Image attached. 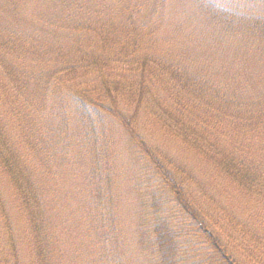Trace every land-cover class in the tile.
Instances as JSON below:
<instances>
[{"label": "trees", "instance_id": "16d2710c", "mask_svg": "<svg viewBox=\"0 0 264 264\" xmlns=\"http://www.w3.org/2000/svg\"><path fill=\"white\" fill-rule=\"evenodd\" d=\"M187 1L183 13L196 5L211 28L218 21L215 28L227 33L243 30L246 45L264 52V0H245L249 14L217 12L216 0ZM76 4L0 0V187L23 223L32 264H131L127 242L134 238L153 264L261 259L264 79L258 86L247 81L251 73L258 77L259 61L253 66L250 58L243 67L248 85L241 91L240 78L209 71L216 66L195 67L193 46L159 35L155 18L169 9L166 0H111L107 12L101 5L80 22L71 12ZM29 8L33 17L25 14ZM141 112L156 134L180 142L208 169L209 180L195 181V214L181 184L138 133ZM111 123L147 166L148 216L130 240L120 230L124 193ZM162 188L178 207L181 227L160 215ZM3 192L9 250L0 264H22ZM188 226L202 250L189 259L186 234L177 229ZM74 238L84 247L81 258L69 254Z\"/></svg>", "mask_w": 264, "mask_h": 264}, {"label": "rangeland", "instance_id": "374dc122", "mask_svg": "<svg viewBox=\"0 0 264 264\" xmlns=\"http://www.w3.org/2000/svg\"><path fill=\"white\" fill-rule=\"evenodd\" d=\"M111 0H77L76 7L71 11L75 16L77 21H83L87 17L88 12H96L99 10V7L102 5L104 12H107L109 9V2ZM245 0H216L213 2L214 10L217 12H223L228 10L231 14L234 12L249 14L253 12L251 6L243 7ZM189 2L187 0H166V5L169 6V9L160 12L157 14L155 20L159 24V35L171 37L174 42H186L191 47H194L192 54L195 58L197 57V64L195 67H212L209 71H216V73L228 72V75H234L237 79V82H242L243 86L241 91H244L245 83L244 77L241 78L243 73V67L245 68L248 59L252 58L253 66L258 62V70H254V74L258 77H255L253 73L249 74L247 81L253 86H258V82L264 79V52L257 50L256 47H249L246 45L245 36L242 31H232L226 32L222 28H215L218 24V21L215 22V26L209 22V20H204L199 17V7L188 8L184 13L180 9H184L188 6ZM233 4V5H232ZM232 5V8H231ZM240 9H239V8ZM25 14L29 17H33L35 12L29 8ZM86 16L85 18L82 16ZM107 15V13H106ZM182 15L184 19L182 18ZM79 21V22H80ZM252 41H256L252 39ZM248 42V41H247ZM217 61V65L215 62ZM230 66V67H228ZM228 67V69H227ZM249 67V66H248ZM251 67V66H250ZM239 75V77H238ZM138 124V133L141 135L147 143L152 147V151L157 155L159 161L166 167L169 172L172 173L173 177H176L178 183L181 184L185 197L188 199L190 207L192 208L195 214V181L199 180L204 182L209 180L210 173L208 169L197 162H195V155L186 151L184 146L180 142H176L166 136H160L155 127L150 123L149 118H147L144 112H141L140 118L137 121ZM111 129L112 135V148L114 154L112 155L115 158L118 166V181L122 183V192L124 193L120 214V230L124 237L130 240V237L135 234L137 235L139 225L142 222H145V217L148 216L147 208L145 204L146 196V185L148 184L144 176V172L147 169L146 164L144 163L140 153L136 152V148L132 145V142L129 140L122 130H120L116 125L112 123L110 127L108 126V131ZM117 172V171H116ZM0 178L3 177L0 175ZM2 181L0 179V185ZM159 186H157L158 188ZM3 192V198L5 202V208L9 216L10 230L16 242H18L19 247L21 248L20 257L22 264H32V257H29L28 250L29 248L25 245L22 240L21 228L23 231V223L19 215L13 210L12 205L10 204V198L7 192L0 187ZM160 193V202L163 203V208L160 209L161 216L168 221L177 223L176 226L181 227V221L179 217L178 207L172 201L168 191H165L163 188ZM209 193H211L209 191ZM215 199H219L222 202V205H226V200L224 196H216ZM196 204L199 205V202L196 201ZM184 225V223H183ZM5 227L3 221L0 218V256L8 252V238L4 235L2 228ZM226 228V227H224ZM181 229L182 232H185V240L189 245L186 255L187 259L198 256L197 253H200L202 250L199 249V243L195 240V232L188 226ZM193 232V233H192ZM264 240V233L260 232ZM20 235V236H19ZM76 239L72 241V246L70 248L69 254H74L76 257H80L79 253L82 254L84 247L80 243L78 245ZM130 255L132 256L130 262L131 264H153V260L147 257L142 256L139 253L135 238L131 242H127ZM187 248V246H186ZM23 253V255H22ZM256 256V257H255ZM253 261L248 260L243 257L245 264H264V255L261 259L259 255H255ZM70 260V258H69ZM70 262H73L70 260ZM75 264H82L76 262Z\"/></svg>", "mask_w": 264, "mask_h": 264}]
</instances>
